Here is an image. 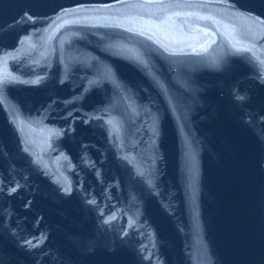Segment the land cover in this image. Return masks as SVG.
Instances as JSON below:
<instances>
[{
  "label": "water",
  "instance_id": "95a60500",
  "mask_svg": "<svg viewBox=\"0 0 264 264\" xmlns=\"http://www.w3.org/2000/svg\"><path fill=\"white\" fill-rule=\"evenodd\" d=\"M262 62L264 0H0V264H264Z\"/></svg>",
  "mask_w": 264,
  "mask_h": 264
},
{
  "label": "snow or ice",
  "instance_id": "6c2138e0",
  "mask_svg": "<svg viewBox=\"0 0 264 264\" xmlns=\"http://www.w3.org/2000/svg\"><path fill=\"white\" fill-rule=\"evenodd\" d=\"M236 51H247V49H236ZM262 63H264V62H262ZM105 223H108V221H105Z\"/></svg>",
  "mask_w": 264,
  "mask_h": 264
}]
</instances>
